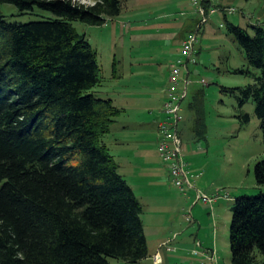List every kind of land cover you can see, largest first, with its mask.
<instances>
[{
  "label": "trees",
  "instance_id": "trees-1",
  "mask_svg": "<svg viewBox=\"0 0 264 264\" xmlns=\"http://www.w3.org/2000/svg\"><path fill=\"white\" fill-rule=\"evenodd\" d=\"M90 1L0 0L52 15L9 23L0 14V264L134 263L148 256L141 205L101 140L119 110L92 94L96 53L72 26L104 25L119 15L121 1ZM209 6L202 0L200 23L215 12ZM219 9L225 15L232 8ZM223 19L258 74L234 69L253 83L221 91L238 108L252 101L264 138V27L253 25L250 34ZM191 54L186 62L177 57L186 70L195 63ZM196 116L200 122V111ZM238 118L249 120L247 113ZM253 175L264 186V153ZM228 242L229 264H264V192L234 200Z\"/></svg>",
  "mask_w": 264,
  "mask_h": 264
},
{
  "label": "rangeland",
  "instance_id": "rangeland-1",
  "mask_svg": "<svg viewBox=\"0 0 264 264\" xmlns=\"http://www.w3.org/2000/svg\"><path fill=\"white\" fill-rule=\"evenodd\" d=\"M120 1L119 15L104 25L72 22L96 53L97 83L92 94L110 99L119 110L102 143L142 208L148 256L134 263L108 258V264H152L156 251L161 264H204L205 254L212 255L215 264H229L234 200L264 192L253 175L254 164L264 153V138L252 101L238 108L235 97L221 91V87L253 83L251 75L234 69L258 74L226 32L223 18L251 34L253 25L264 27V0H209V8L216 10L203 23L197 12L202 0H196L197 5L193 0ZM219 7L233 11L223 15ZM0 14L9 23L52 17L37 7L21 12L5 2L0 3ZM189 34L196 38L191 54L195 63L187 64L188 71L181 69V77L191 84L179 105L177 134L192 188L179 191L157 154L155 125L162 115L170 65ZM181 59L187 61L185 56ZM242 113L248 114L247 123L240 122ZM197 193L206 200L196 199ZM183 214H189L191 221Z\"/></svg>",
  "mask_w": 264,
  "mask_h": 264
},
{
  "label": "built area",
  "instance_id": "built-area-1",
  "mask_svg": "<svg viewBox=\"0 0 264 264\" xmlns=\"http://www.w3.org/2000/svg\"><path fill=\"white\" fill-rule=\"evenodd\" d=\"M194 5L197 1L193 0ZM232 12L233 9L228 10ZM198 13L202 14V9L198 7ZM204 21V19H202ZM196 41L195 35L189 34L181 41V55L188 56L192 52L193 43ZM184 64L180 59L170 65L168 86L165 89V97L161 105V117L157 122V154L162 163L167 166L168 175L171 183L183 191V187L192 188V184L188 178V172L185 170L186 164L182 159L180 139L177 134V124L179 121L180 102L187 95V87L191 81L187 77H181V69ZM200 84L205 82L201 79ZM196 199L206 200L204 196L196 194ZM184 218L189 220V214H184ZM207 262L204 264H215L212 255L205 254ZM152 264H161V258L158 252L151 256Z\"/></svg>",
  "mask_w": 264,
  "mask_h": 264
},
{
  "label": "crops",
  "instance_id": "crops-1",
  "mask_svg": "<svg viewBox=\"0 0 264 264\" xmlns=\"http://www.w3.org/2000/svg\"><path fill=\"white\" fill-rule=\"evenodd\" d=\"M157 252V251H156ZM161 258V257H160Z\"/></svg>",
  "mask_w": 264,
  "mask_h": 264
}]
</instances>
